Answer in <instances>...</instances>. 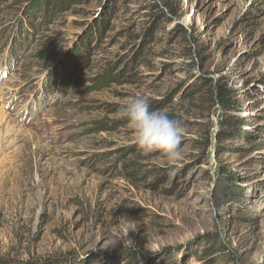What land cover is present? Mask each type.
<instances>
[{
	"label": "rangeland",
	"instance_id": "1",
	"mask_svg": "<svg viewBox=\"0 0 264 264\" xmlns=\"http://www.w3.org/2000/svg\"><path fill=\"white\" fill-rule=\"evenodd\" d=\"M32 263L264 264V0H0V264Z\"/></svg>",
	"mask_w": 264,
	"mask_h": 264
},
{
	"label": "clouds",
	"instance_id": "2",
	"mask_svg": "<svg viewBox=\"0 0 264 264\" xmlns=\"http://www.w3.org/2000/svg\"><path fill=\"white\" fill-rule=\"evenodd\" d=\"M118 116L133 130L136 146L142 154L159 153L169 162L180 159L183 127L167 113L150 110L149 97L133 96L120 107Z\"/></svg>",
	"mask_w": 264,
	"mask_h": 264
},
{
	"label": "trees",
	"instance_id": "3",
	"mask_svg": "<svg viewBox=\"0 0 264 264\" xmlns=\"http://www.w3.org/2000/svg\"><path fill=\"white\" fill-rule=\"evenodd\" d=\"M55 3V6L58 7L59 5V0H53ZM154 8H157L160 12H162V9L155 4ZM206 80V79H205ZM218 98L220 103L222 104L223 108L225 109L226 113L230 112V110L233 109V106L235 104H231L230 100L227 98V92L222 88V87H218ZM222 126H224L223 128H229V129H234L237 125V120L236 118H234L232 115H226L225 119L222 121ZM222 136V134H221ZM241 150V149H240ZM230 180H235L236 176L233 174H229L228 175ZM209 251V250H207ZM211 258L208 257L205 261L208 263L210 262ZM34 264V263H32Z\"/></svg>",
	"mask_w": 264,
	"mask_h": 264
},
{
	"label": "water",
	"instance_id": "4",
	"mask_svg": "<svg viewBox=\"0 0 264 264\" xmlns=\"http://www.w3.org/2000/svg\"><path fill=\"white\" fill-rule=\"evenodd\" d=\"M169 249V248H168Z\"/></svg>",
	"mask_w": 264,
	"mask_h": 264
}]
</instances>
